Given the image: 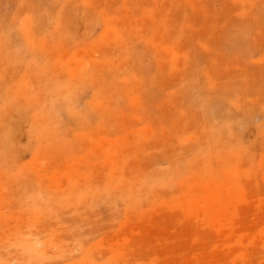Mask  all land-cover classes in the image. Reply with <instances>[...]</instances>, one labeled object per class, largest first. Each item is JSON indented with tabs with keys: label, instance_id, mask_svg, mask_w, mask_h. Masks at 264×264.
<instances>
[{
	"label": "rangeland",
	"instance_id": "obj_1",
	"mask_svg": "<svg viewBox=\"0 0 264 264\" xmlns=\"http://www.w3.org/2000/svg\"><path fill=\"white\" fill-rule=\"evenodd\" d=\"M0 261L264 264V0H0Z\"/></svg>",
	"mask_w": 264,
	"mask_h": 264
},
{
	"label": "clouds",
	"instance_id": "obj_2",
	"mask_svg": "<svg viewBox=\"0 0 264 264\" xmlns=\"http://www.w3.org/2000/svg\"><path fill=\"white\" fill-rule=\"evenodd\" d=\"M167 179H170V178H166V180H167ZM145 183H147V182H145ZM151 186H152V187H155V183H153ZM77 251H78V249H77ZM0 264H3V261H0Z\"/></svg>",
	"mask_w": 264,
	"mask_h": 264
}]
</instances>
